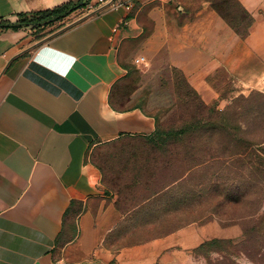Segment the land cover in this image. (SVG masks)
Masks as SVG:
<instances>
[{
    "label": "crops",
    "instance_id": "1",
    "mask_svg": "<svg viewBox=\"0 0 264 264\" xmlns=\"http://www.w3.org/2000/svg\"><path fill=\"white\" fill-rule=\"evenodd\" d=\"M69 1L0 0V22ZM87 1L39 34L0 27V264H191L216 238L207 227L120 241L142 204L109 194L90 155L124 139L150 151L155 118L109 102L133 57L178 68L207 104L264 88V0H239L253 17L246 37L209 0H135L130 11Z\"/></svg>",
    "mask_w": 264,
    "mask_h": 264
},
{
    "label": "rangeland",
    "instance_id": "2",
    "mask_svg": "<svg viewBox=\"0 0 264 264\" xmlns=\"http://www.w3.org/2000/svg\"><path fill=\"white\" fill-rule=\"evenodd\" d=\"M234 16L245 31L251 19L238 8ZM126 65L114 102L123 110L140 107L164 133L142 155L133 150L147 143L129 139L91 152L108 177L109 194L142 204L139 220L124 222L119 240L206 226L219 242L196 248L191 264H264L263 84L237 86L228 103L207 104L178 68L148 60L138 65L134 57ZM187 124L193 131L165 134Z\"/></svg>",
    "mask_w": 264,
    "mask_h": 264
},
{
    "label": "trees",
    "instance_id": "3",
    "mask_svg": "<svg viewBox=\"0 0 264 264\" xmlns=\"http://www.w3.org/2000/svg\"><path fill=\"white\" fill-rule=\"evenodd\" d=\"M209 1L211 2L212 6L216 9V11L227 21L229 25H231L235 29V31L239 35H241L242 37H246L249 34V28L253 23V17L249 13V11L241 4L239 0H209ZM81 6H83L82 0H76V1H69L67 3H63L61 5H58L56 7L49 8V9H44V10L30 12V13H20L18 15V20L16 22L11 23V22H6V21H1L0 27L1 26L2 27L7 26V27H12V28L32 27L35 30V32L39 34V32L43 31L47 26L59 20H63L66 16L70 15L75 10L80 8ZM236 8H238L245 16L251 19V23L245 31H242L240 29V27L238 26V20L234 16ZM118 82L119 80L113 85L111 89L109 102L113 108L120 110V108H118L116 103L114 102L115 89H116ZM193 128L194 126L192 127L190 124H187V125L182 126L181 128L165 131V134L169 136L179 134V133L186 134L188 132L193 131ZM161 132L164 133V131H161L159 129L157 125V121H156V129L153 132V135H154V140H152L153 142H161L159 138L155 137L156 135H160ZM218 242H219V239L217 238L211 239V240L203 242L199 246V248L208 247Z\"/></svg>",
    "mask_w": 264,
    "mask_h": 264
},
{
    "label": "built area",
    "instance_id": "4",
    "mask_svg": "<svg viewBox=\"0 0 264 264\" xmlns=\"http://www.w3.org/2000/svg\"><path fill=\"white\" fill-rule=\"evenodd\" d=\"M134 1L135 0H94V3L91 0H88L86 3V8L91 10L93 9L96 5H103V4H108L112 6L113 8H125L126 10H132L134 6ZM127 21L124 20L122 24H126ZM146 62V57L145 56H139L138 58L135 59V63L138 65L144 64Z\"/></svg>",
    "mask_w": 264,
    "mask_h": 264
},
{
    "label": "water",
    "instance_id": "5",
    "mask_svg": "<svg viewBox=\"0 0 264 264\" xmlns=\"http://www.w3.org/2000/svg\"><path fill=\"white\" fill-rule=\"evenodd\" d=\"M108 5V4H107Z\"/></svg>",
    "mask_w": 264,
    "mask_h": 264
}]
</instances>
